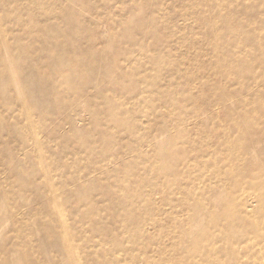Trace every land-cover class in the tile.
<instances>
[{
  "label": "rangeland",
  "instance_id": "374dc122",
  "mask_svg": "<svg viewBox=\"0 0 264 264\" xmlns=\"http://www.w3.org/2000/svg\"><path fill=\"white\" fill-rule=\"evenodd\" d=\"M44 15L54 17L49 24L74 36L59 33L69 45L61 54L64 64L57 68L61 78L45 75L40 82V69L30 79L34 97L25 104L35 106L30 113L38 125L41 122L36 129L39 147L26 128L12 136L7 129L1 133L22 181L10 171V162L0 166V181H9L11 204L17 205L16 222L7 223L0 241L7 240L8 249L20 243L32 251L45 247V256L37 251L42 264H55L58 259L71 263L42 231L52 225L44 208L48 201L55 198L71 223L72 216L80 214L82 221L92 212L91 198L99 209L111 207L121 216V205L128 199L140 206L135 216H144L139 230L131 223L124 228L123 218H114L112 212L94 215L105 230H94L89 220L75 230L87 236L78 242L83 248L92 246L88 238L97 241L110 231L107 228L116 232H111L105 246L96 244L95 252L103 250L102 264H107V257L114 264H235L233 252L239 258L244 249H261L264 245L255 242V235H245L248 226L234 225L235 218L224 216L216 200L222 195L234 205L232 183H243L251 170H264L259 153L264 143L240 144L251 133L235 126L248 116L256 130L264 128L260 116L252 113L264 112V0H0V25L8 29V42L14 48L34 42L25 33L41 25ZM212 24L220 30L239 28L240 37L235 31L225 39L212 36ZM14 35L23 37L16 40ZM224 55L231 63L222 61ZM240 59L250 66L235 74L241 69ZM85 84V94L78 97ZM15 103L20 107L22 102ZM22 114L20 123L27 126L24 112L13 113L7 122L14 125L13 119ZM222 139H228L229 145H219ZM246 153L252 155L251 162ZM41 160L52 170L51 176L43 175ZM171 163L175 164L170 168ZM61 165L67 167L65 172ZM33 171L35 179L29 178L36 174ZM90 173L91 179L101 180L104 193L107 190L117 205L102 201L100 192L92 194L86 180ZM33 188L44 192L37 195ZM3 200L0 205L6 208ZM222 200L225 205L226 199ZM253 208L252 220L259 228L264 213H258L256 203ZM0 217H7L5 209ZM191 231L199 236L208 233L214 243L210 247L203 240L202 256L196 258L189 254ZM139 232L151 242L136 240ZM207 251H213L212 258H205ZM53 256L58 258L55 262ZM252 256L241 261L263 264Z\"/></svg>",
  "mask_w": 264,
  "mask_h": 264
},
{
  "label": "bare ground",
  "instance_id": "6f19581e",
  "mask_svg": "<svg viewBox=\"0 0 264 264\" xmlns=\"http://www.w3.org/2000/svg\"><path fill=\"white\" fill-rule=\"evenodd\" d=\"M80 0H73L74 3H77ZM58 3V1H57ZM58 7V6H57ZM59 8V7H58ZM70 15H75L76 12L71 11ZM205 19V18H204ZM54 20V17H49L47 15L42 16L41 21L43 23L41 25L36 26L32 32L25 33L26 38H33L34 42L27 45H20L18 48H14L9 44V31L5 27L0 25V166L5 165V162L9 164L10 162V171L15 174L16 177H19V180H21V174L16 165V159L11 152V150L8 148V142L2 141L1 139V133L4 129H7V132L10 136H12L13 133H16L18 131H21L22 128H26L32 139L34 140V143L36 147H39V134H37L36 129H38V123L36 122L34 116L32 113H30L33 109H36L35 106L30 105L29 102L25 104L26 99L31 100L32 97H34V94L32 93L30 79L32 77L33 71H39L40 69L43 70V74L40 75V82H43L45 75L48 77H54V78H61L63 76V73H60V70L57 69L58 67H61L64 64V59L61 57V54L64 51H68L69 45L66 40L61 41L59 33L62 32L63 34H66L70 37L74 36L73 34H70L69 32L64 33L60 26L57 24H49ZM201 21V20H200ZM0 22H2V19H0ZM201 23H204V20L201 21ZM69 27V26H68ZM230 31H235L238 35V38L240 37V29L239 28H226L225 30L217 29L214 24H212V27L209 28V32L212 36L217 37V35L221 39H225L227 33ZM23 37V35H14V39L19 40ZM77 37V36H76ZM79 37V36H78ZM65 53V52H64ZM63 53V54H64ZM229 56L224 55V58H222V61H230ZM68 61H71L72 59L67 56ZM35 62V65L33 64ZM240 63V68L237 70L235 74L242 73L244 68H247L250 66L249 64H246L244 59H240L238 61ZM117 63V62H116ZM231 63V61H230ZM29 68H31L29 70ZM38 69V70H35ZM28 71V75L26 76V72ZM30 72V73H29ZM223 76V75H222ZM57 81H54V84ZM76 83V81H74ZM69 84V83H68ZM72 83L69 85L71 86ZM12 87L15 89V92H13ZM88 85H82L81 86V92H78V97L85 94V91L87 90ZM2 95L4 98H2ZM8 98L13 99L12 101H9ZM21 101L20 107L16 106L15 100ZM93 98L89 99L90 103H93ZM79 102L74 103L75 106H77ZM73 105V106H74ZM15 112H24L26 114V121L27 126L23 127L20 123L24 120L23 114L19 117H16L13 119L14 125H10L7 120L8 117H10ZM92 112L97 115L98 110L95 109ZM110 116H114L115 114L112 111H108ZM77 113V111H76ZM254 114H257L260 116V121L264 125V112H259L258 109L254 110L252 112ZM261 113V115H260ZM44 116V115H43ZM10 120V118H9ZM72 120V119H71ZM94 122L96 126L98 127V119L94 118ZM237 130L245 128L249 133H251V136L247 139H243L240 142L246 144V146L254 147L256 145H259L261 143H264V128L261 130H256L255 124L251 121V119L248 116H244L241 118L239 122L235 124ZM104 140V137L102 138ZM235 144V143H234ZM219 145H226L228 146V139H222V141H219ZM231 147L234 145L231 144ZM261 156L264 157V150L259 152ZM38 158H42L43 154L41 152H38L37 154ZM108 151H105L102 154V157H107ZM245 158L249 160L250 162L253 160V157L251 154L246 153ZM182 163L184 162L183 156L181 157ZM175 163H171L170 168ZM40 168H42L43 175L45 176H51L52 170L50 167L45 163V161L41 160V162L38 165ZM16 168V169H15ZM60 170L62 172H65L67 170L66 166L61 165ZM36 171H33L35 173ZM101 172H103L101 170ZM248 177L245 179L243 183H240L238 181H234L231 185V197H235V204L233 205L228 198L222 197V195L218 196V200H216L217 204L223 209L222 213L224 216L229 217L233 216L235 219L233 221L234 225H242L246 224L248 227L245 230V235H255L254 239L255 242H261V244L264 245V235H262L261 230L262 226H264V218L263 221L259 223V228L255 220H252L256 216V212L254 211L253 204L256 203L258 205V213H264V170L260 167L257 171H249ZM90 174L87 175L86 180H89L88 189L93 192L92 194H95L96 192H100L101 200L104 202L110 201L111 205H117V201H113L109 198L107 195L109 192L106 190V194L104 193L103 185L101 183V180L91 179ZM37 176V172L35 175L30 176L29 178L35 179ZM85 177H81V180H83ZM174 179H178V177H175ZM9 183L8 180H1L0 181V199H3V201H6L5 204H7L6 208L0 205V212L2 209H5L7 217L1 218L0 217V240L2 238V233L7 227V223L16 222V214L17 212H14L13 210L17 209V205L14 203V205L11 204L12 195L8 190L6 189L7 184ZM101 185L98 189L95 187L98 185ZM103 186V187H102ZM35 188V187H34ZM37 195L39 193H43V188H36L34 190ZM79 188V187H78ZM105 188V187H104ZM110 189V188H109ZM132 189V188H131ZM132 192H134L132 190ZM22 193V192H21ZM247 193V195H246ZM254 197H252V194ZM241 194V195H239ZM125 195V194H124ZM127 196H124L123 198H126ZM140 198H143V195H140ZM94 198H91L88 201V205L90 206V209L92 212L84 217V219L81 221L80 214L78 217H73V221L68 222L67 216H64V213L62 210H60L59 204L50 199L46 206H44L45 210H47V216L49 217L52 225H47L42 227V231L46 235V238L51 242V244L55 243V246L58 250L61 251V254H63L64 257H67L71 260V263L62 262L60 259H58L56 256L51 257V261L55 262V264H102L101 262V255L102 251H96V244L97 243H103L101 246H105L108 242V239L110 237L111 232L113 235H115L116 232H114L113 229L107 228L110 231H105L103 235L97 237L98 240H94V237L88 238L87 243L88 245H92L91 247H80L79 241L85 239L87 236L85 234H76L75 230L78 229L79 223L81 222H87L88 220L91 222V226L94 227V230L96 231H102L105 230L101 229L99 227L98 221H95L94 215H100L101 212L107 213L112 212V209L110 207V211L108 209H99L96 205V203L93 200ZM110 199V200H109ZM226 199L225 205L223 204V200ZM81 205L82 203L79 202ZM78 203V207L80 206ZM136 203H130L128 199L123 201V204L121 207L124 209V215L121 216L116 211H114V218L118 219L123 218V222L121 225L124 228H127L129 226V223L132 225H136L137 229L139 230L141 227L144 226L145 220L144 216H140L137 218L135 216V211L140 209L139 205H134ZM243 215V216H242ZM103 217V216H102ZM101 217V218H102ZM232 219V218H231ZM125 222V223H124ZM127 223V225H126ZM197 224L201 225L200 222H197ZM198 225V226H199ZM82 229V228H81ZM82 232V231H80ZM140 235V236H139ZM139 235H137L136 240L140 237L142 240H144L146 243L151 242V238H147L144 234L139 232ZM188 238H192L191 245L189 248V254L193 257H199L202 256V253L200 252V243L205 240L206 242L210 243V247L213 246L214 243L211 241V237L208 233H203L202 235H196L193 231L188 233ZM247 237V236H246ZM96 238V237H95ZM229 240L231 238H228ZM48 241V242H49ZM80 241V242H81ZM95 241V243L93 242ZM232 243L234 242V246L238 245L237 241L230 240ZM248 241V239H247ZM49 242V243H50ZM243 243V241L241 240ZM246 243V241H245ZM8 241L2 240L0 241V264H42V259L38 256L41 254V256L46 255V249L45 247H37V251L39 254H37V251H32L28 249L27 245H24L22 243L15 244L8 249L7 247ZM248 245V244H247ZM149 247V244L146 246V249ZM44 248V249H43ZM254 247H249L248 249H244L245 252L239 253L237 258L236 253L233 252L234 257H236L235 264H244L241 260L243 257L248 256V254H253V258H256L258 260H261L264 264V246L261 247V249H253ZM103 249V247H102ZM55 253V251H53ZM83 252L86 254L83 256ZM147 253V252H146ZM245 253V254H244ZM56 254V253H55ZM32 255V257L30 256ZM106 255V254H104ZM12 256L15 260L12 259ZM205 258H212L213 257V251H207L204 254ZM34 257V258H33ZM35 260V261H34ZM107 264H114V261H110L107 257Z\"/></svg>",
  "mask_w": 264,
  "mask_h": 264
}]
</instances>
